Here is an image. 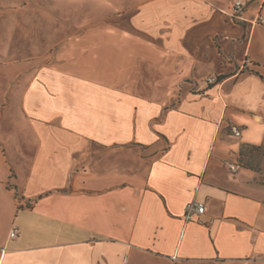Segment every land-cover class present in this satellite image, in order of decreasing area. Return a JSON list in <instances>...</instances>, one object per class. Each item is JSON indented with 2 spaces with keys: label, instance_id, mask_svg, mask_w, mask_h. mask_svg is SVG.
I'll return each mask as SVG.
<instances>
[{
  "label": "crops",
  "instance_id": "0c3cea01",
  "mask_svg": "<svg viewBox=\"0 0 264 264\" xmlns=\"http://www.w3.org/2000/svg\"><path fill=\"white\" fill-rule=\"evenodd\" d=\"M235 1L0 0V264H264V0Z\"/></svg>",
  "mask_w": 264,
  "mask_h": 264
},
{
  "label": "built area",
  "instance_id": "2783aa9c",
  "mask_svg": "<svg viewBox=\"0 0 264 264\" xmlns=\"http://www.w3.org/2000/svg\"><path fill=\"white\" fill-rule=\"evenodd\" d=\"M242 8H243L242 0H236L233 3V5L229 8L228 15L230 16V18L232 20H235L239 17V12L242 11ZM255 22L260 23V24L264 23V15L262 13L257 15ZM214 82H215V79L214 80L208 79L207 84H211ZM230 130L232 132V135L235 138L240 137L241 131L237 126H231ZM228 168L231 171V173H236L239 167L236 163L231 162L228 164ZM204 210H205V207H204L203 203L191 201V202L187 203L185 208H184L183 218L186 221H191L194 217L199 218L200 216L203 215ZM15 236H16V231L12 230L10 233V237L13 238Z\"/></svg>",
  "mask_w": 264,
  "mask_h": 264
},
{
  "label": "rangeland",
  "instance_id": "374dc122",
  "mask_svg": "<svg viewBox=\"0 0 264 264\" xmlns=\"http://www.w3.org/2000/svg\"><path fill=\"white\" fill-rule=\"evenodd\" d=\"M54 5H57V2H49V3H46V2L37 3L36 2V8L39 10L45 9V8L46 10H52ZM82 20L83 22H85V19H82ZM45 36H46V50H44L42 47L43 45L42 38H44ZM62 36L66 37V36H71V35L68 34V35H62ZM62 36L57 33H46V35L36 34L35 35V41H36L35 48L33 51L35 54L36 62L40 64H44L52 60L57 44ZM208 79L214 80L213 77H209L205 80L206 84H207Z\"/></svg>",
  "mask_w": 264,
  "mask_h": 264
}]
</instances>
